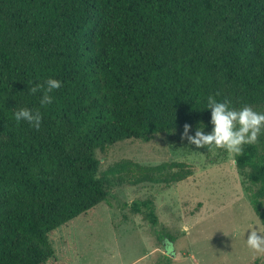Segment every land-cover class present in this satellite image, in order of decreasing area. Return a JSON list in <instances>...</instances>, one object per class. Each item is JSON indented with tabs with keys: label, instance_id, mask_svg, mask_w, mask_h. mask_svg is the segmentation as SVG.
<instances>
[{
	"label": "trees",
	"instance_id": "trees-1",
	"mask_svg": "<svg viewBox=\"0 0 264 264\" xmlns=\"http://www.w3.org/2000/svg\"><path fill=\"white\" fill-rule=\"evenodd\" d=\"M48 77L62 86L42 107L28 89ZM216 93L264 112V0H0V264H50V235L111 187L190 177L178 162L101 173L97 151L210 131ZM17 105L41 111L38 130ZM234 164L264 226V132ZM131 208L157 227L153 200Z\"/></svg>",
	"mask_w": 264,
	"mask_h": 264
},
{
	"label": "rangeland",
	"instance_id": "rangeland-1",
	"mask_svg": "<svg viewBox=\"0 0 264 264\" xmlns=\"http://www.w3.org/2000/svg\"><path fill=\"white\" fill-rule=\"evenodd\" d=\"M97 157L101 173L133 161L143 166L186 163L193 174L168 187L148 182L111 187L108 203L50 235L55 249L50 264H165L166 257L171 264H264V253L246 244L248 231L264 233V226L234 154L159 135L148 143H117L97 151ZM149 199L159 218L154 228L131 208Z\"/></svg>",
	"mask_w": 264,
	"mask_h": 264
},
{
	"label": "clouds",
	"instance_id": "clouds-1",
	"mask_svg": "<svg viewBox=\"0 0 264 264\" xmlns=\"http://www.w3.org/2000/svg\"><path fill=\"white\" fill-rule=\"evenodd\" d=\"M62 82L56 78L48 77L43 83L33 85L28 91L30 94L40 93L39 103L46 106L53 102L51 93L61 88ZM219 93L209 94L206 98V107L210 110L211 130L205 131L203 123L195 128V134L189 135L192 125L185 124L182 140H187L189 145L196 149L222 148L234 155L242 153L245 145L253 144L258 136L264 132V112L254 110L250 105L239 108L231 106L227 99L220 100ZM16 122H26L34 129H39L42 123V114L39 109L24 106H16L13 111ZM203 125V126H201ZM169 243L168 250L171 251ZM247 247L255 253H264V233L257 230H249L246 238Z\"/></svg>",
	"mask_w": 264,
	"mask_h": 264
}]
</instances>
